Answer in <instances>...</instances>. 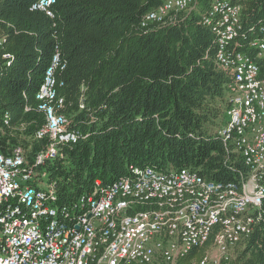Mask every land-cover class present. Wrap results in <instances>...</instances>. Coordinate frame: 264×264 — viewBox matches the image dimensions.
<instances>
[{"label": "trees", "instance_id": "1", "mask_svg": "<svg viewBox=\"0 0 264 264\" xmlns=\"http://www.w3.org/2000/svg\"><path fill=\"white\" fill-rule=\"evenodd\" d=\"M35 1L0 0V151L20 145L32 161L45 144L32 137L43 124L35 94L57 46L64 69L55 75L56 95L84 135L46 165L62 204L134 168L188 169L218 183L247 176L217 133L227 121L231 78L215 61V31L202 23L214 0H192L187 11L146 27L141 20L164 0H55L52 18L31 10ZM234 2L240 29L228 49L250 56L264 78V53L257 57L249 46L263 34L264 0ZM251 216L252 232L233 249V264H264V201ZM212 241L177 264L201 259Z\"/></svg>", "mask_w": 264, "mask_h": 264}, {"label": "built area", "instance_id": "2", "mask_svg": "<svg viewBox=\"0 0 264 264\" xmlns=\"http://www.w3.org/2000/svg\"><path fill=\"white\" fill-rule=\"evenodd\" d=\"M54 2L36 0L30 9L52 18ZM191 3L164 0L141 26L185 12ZM240 12L234 0H214L202 23L215 31V61L231 78L227 121L218 137L240 157L247 176L239 184L218 183L188 169L134 168L132 176L109 184L96 180L87 194L62 204L46 165L84 135L72 127L56 95L55 75L64 63L54 46L35 94L43 124L32 137L45 144L32 161L20 145L0 151V264H177L212 235L213 249L194 264H233V249L251 234V213H259L264 201V78L250 56L228 49L240 29ZM261 31L249 44L257 57L264 53V27ZM78 107L84 109L82 98ZM8 119L6 113L4 125Z\"/></svg>", "mask_w": 264, "mask_h": 264}, {"label": "rangeland", "instance_id": "3", "mask_svg": "<svg viewBox=\"0 0 264 264\" xmlns=\"http://www.w3.org/2000/svg\"><path fill=\"white\" fill-rule=\"evenodd\" d=\"M213 249V247H212V244H210L206 249H205V251H207V250H209V249ZM211 249V250H212ZM196 262V260L195 259H193V260H191L190 262H189V264H194Z\"/></svg>", "mask_w": 264, "mask_h": 264}]
</instances>
